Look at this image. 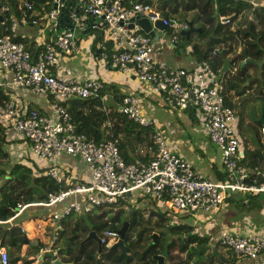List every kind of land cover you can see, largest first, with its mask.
Returning <instances> with one entry per match:
<instances>
[{
    "label": "built area",
    "instance_id": "built-area-1",
    "mask_svg": "<svg viewBox=\"0 0 264 264\" xmlns=\"http://www.w3.org/2000/svg\"><path fill=\"white\" fill-rule=\"evenodd\" d=\"M52 1L57 2L56 8L50 5L46 18L55 26L60 2ZM74 1L81 10L73 16V28L57 29L32 52L22 42L13 39L17 23L24 17L16 18L11 14L8 27L0 33V68L10 72L6 81H0V86L43 95L48 99L49 109L47 113L41 112L29 107L26 99L13 96L1 100L0 127L4 135L10 141L26 140L37 167L44 169L56 182L64 181L56 167V160L61 156L77 157L88 173L87 180L49 194L46 202L17 205L16 209L20 210L30 204L48 206L64 202L58 211L42 218L41 225L36 221L37 227L53 229L48 246L38 249L42 253L51 250L52 255H56L58 222L70 212L88 213L94 206L121 205L148 196L159 201L167 200L186 214L199 217L216 213L231 195L264 192V166L244 161L237 117L233 106L225 101L230 91L225 90L220 78L222 73L213 72L206 60L199 61L192 68L162 61L157 56L152 38L136 25L130 28L127 19L136 13L151 21L160 19L169 33L167 39L172 42L179 40L178 34L188 27L187 22L173 15H162L154 6L139 2L125 6L122 0ZM25 7L30 8V4L26 2ZM6 10V5L0 6V13ZM90 15L101 17L99 22L89 26L103 28V41L110 42L109 50L99 52L105 64L132 73L136 79L147 83V94L161 96L168 108L197 109L205 135L219 151L222 179L211 180L203 176L188 160L174 153L166 144L156 119L142 113L139 98L134 94L121 96L115 104V111L140 125L152 126L150 139L153 146L145 162L125 161L119 152L117 137L96 140L76 130L62 102L72 97L96 96L102 83L92 75L82 80L74 78L62 59L75 50L76 31L82 29L83 20ZM259 132L264 134L263 125ZM192 223L191 230L198 231L194 227L197 221L192 220ZM97 237L100 245L106 246L116 240L117 232L105 227ZM219 244L237 257L264 264V226L246 220L233 223L220 234ZM0 264H16L10 260L4 247H0Z\"/></svg>",
    "mask_w": 264,
    "mask_h": 264
},
{
    "label": "trees",
    "instance_id": "trees-1",
    "mask_svg": "<svg viewBox=\"0 0 264 264\" xmlns=\"http://www.w3.org/2000/svg\"><path fill=\"white\" fill-rule=\"evenodd\" d=\"M30 4V8H34L39 12V16L43 13L48 12L52 0H26ZM162 0H122V3L125 6L130 5L132 2H139L143 5H152L155 3V8L160 10L163 15H174L177 17L176 13L180 15L178 19L191 20L194 26H198L200 30L193 32L187 38L188 46H190V53L197 61L206 60L210 65V68L213 72L217 73V70L221 66V58L218 55V49L223 48V54H233L229 60V65H234V69H229L220 74V78L224 84L225 90L230 91L228 97L225 101L227 104L232 106V102L229 99L230 97L239 96L245 89H255L257 93L263 95L262 105L264 112V85L260 86L262 82L259 76L264 77V59L260 62V70L256 73L257 61L264 57V6L252 4L246 0H183L181 2L182 6L179 5L181 0H171V2L164 3L160 5ZM193 2V4H192ZM6 5L7 10L1 12L2 20L0 21V33L4 32L9 25V16L13 14L16 18L24 17L27 18L29 13V8L22 7L19 5L18 0H0V6ZM198 4L194 8L189 7L191 5ZM168 7L167 10H165ZM197 7V8H196ZM198 9V10H197ZM181 10V11H179ZM226 21H219V18L228 17ZM165 32L168 33L167 30ZM179 39L183 37L178 34ZM202 38L205 40L202 41ZM16 41L22 42L25 47L27 44V39L25 36L16 34L14 38ZM95 41L99 40V48L109 50L110 42L108 40L102 41L101 37L97 35L94 38ZM177 50V48H175ZM211 51H214L211 54ZM243 51L247 57L252 59V62L244 63L240 68H238L239 61L243 58ZM32 52V50H30ZM72 54V53H71ZM70 54V55H71ZM250 79L247 81V79ZM244 84V82H246ZM109 85L102 84V87L98 90L96 96L91 97H72L63 101L66 111L71 117L72 122L75 124L77 131L84 133L87 136L93 137L98 140L101 138H118V148L122 157L127 162H133L138 160L145 162L149 156V152L152 149L151 143V125H140L137 122L128 119L125 114L115 111V106L112 104H104L102 101V95L105 91V88H109ZM259 87V89H258ZM111 96L109 100L112 102H118L121 98V94L115 93V89L111 90ZM7 98L5 92L2 91L0 87V101ZM108 100V101H109ZM105 102V101H104ZM107 102V101H106ZM251 118V117H250ZM242 123L239 119L237 121V132L239 133ZM259 126L256 128L259 129ZM0 127V155L6 157V168L8 170L9 177L5 180L2 187L0 188V221H3L10 217L17 205L33 203V202H46L49 194H56L59 191L68 189L76 183H81L77 180H69V182H64L63 180L56 182L52 177H50L42 168L33 167V169L21 163V161H9L7 158V153L2 149L4 143H9L4 139V134L1 131ZM260 133V132H259ZM241 135V134H240ZM241 144L244 153V161L246 164L252 163H261L264 166V160H261L260 156V145L254 144V147H247L246 141L243 137H240ZM145 148L141 154L137 149ZM134 157H136L134 159ZM260 160L262 162H260ZM5 168L0 167V178L5 174ZM257 196L261 198L264 202V194H247V199L249 205L258 204L256 201ZM234 197L231 195L227 200H232ZM242 197L239 198L241 200ZM233 202V200H232ZM119 209L123 207L117 204ZM248 205V206H249ZM238 206V204H237ZM93 208V207H92ZM138 209H134L130 212H126V215H120L121 210H117L116 213L110 218L109 223L116 225L118 228L123 220H126L128 223L127 230L129 226L133 225L129 215H135ZM146 212L156 213L162 218L163 214L159 211H152L150 209H142ZM126 211V210H125ZM92 212V209L91 211ZM88 212V213H90ZM70 212L68 215H65L60 220L63 222L68 216L71 215ZM87 217L92 223L90 228H87L86 225H82V219H79L78 226L81 227L82 231H94L101 233L102 229L106 226L105 223H98L100 221H105L100 217H104V212L95 214L90 217L87 214ZM100 218V219H98ZM59 220V222H60ZM107 221V220H106ZM111 228V227H110ZM172 231L182 229L183 231L180 234H177L175 237L167 240V247L162 248L161 244L163 241V232L158 231V235L152 245L143 250L140 255V263H148L150 261V256L155 252L166 251L170 253L169 257H180V253H185L186 258L188 259L191 254H188L190 250L197 249L202 247L200 254L207 248V243L209 242L208 235L202 234L191 230L190 228L184 227L182 225H177L173 227ZM151 227H143L137 232L136 238L130 239L131 243L136 247L141 244L144 236L150 238ZM21 231L17 225H12L10 227H3L0 224V247H3L4 244L12 246L17 242L23 243V245L28 242L26 235L20 233ZM58 236L64 233L63 229L59 231ZM8 238L5 242V238ZM76 234L72 233L70 238L71 241L75 239ZM129 239L127 233L124 237ZM93 239L87 238L83 241L80 247L77 250H71L68 247L70 246V241L66 246H61L57 249V254L62 261L63 256L67 258L73 257L72 261H80L81 258L84 260L81 261V264H98L99 261H103V256L108 259L107 264H128L131 259L129 253L126 255H120L119 250L107 248V252L113 253L111 258L108 255L101 254V257L92 262V252L91 243ZM161 240V241H160ZM144 241V240H143ZM218 241L214 244L217 245ZM145 243H142L140 247L143 248ZM146 248V247H145ZM175 250V251H173ZM141 252V251H140ZM134 254L139 252L133 251ZM65 254V255H64ZM85 255V256H84ZM96 258V257H94ZM235 256L231 255L227 258L226 264H233ZM143 262H142V261ZM13 262V261H12ZM46 264H51L49 261ZM193 264H206L203 260L197 261Z\"/></svg>",
    "mask_w": 264,
    "mask_h": 264
},
{
    "label": "crops",
    "instance_id": "crops-1",
    "mask_svg": "<svg viewBox=\"0 0 264 264\" xmlns=\"http://www.w3.org/2000/svg\"><path fill=\"white\" fill-rule=\"evenodd\" d=\"M18 1L20 6L25 7V3L27 2L26 0H18ZM246 1L252 4H260L264 6V0H246ZM167 9L168 7L165 10ZM169 15L171 14H168L167 16ZM89 25L88 27H90ZM99 25L102 26L101 23H99ZM84 28L85 26L82 27V29ZM57 29H60L58 23L57 25L52 26L50 21L46 18L45 13L39 16V12L37 10H35L34 8H29V13L27 18H24L23 21L17 23L15 32L16 34H20L26 37L27 39L26 48L30 51L37 49L38 46L42 43V41L45 38L52 36L54 32L57 31ZM82 29H80L79 32L75 34L76 48L74 52L71 55L65 56L62 59L63 64L69 67L71 71V75L79 80L85 79L86 77L92 75L98 80H100L102 84L106 86L109 85L110 86L109 88H105V91L102 95V101L104 104H112L113 107L117 102L114 101L104 102L105 97L111 96L110 92H112L111 91L112 89H115L116 91L115 93L117 94L119 93L122 96L126 93H131L138 96L142 113H144L146 116L153 117L156 119L157 126L162 129V136L166 144L174 153L188 160L192 164L193 168L203 176L211 180L222 179L223 172L219 163V151L205 135L202 126L200 124L201 120L197 109H194L193 107L185 108V109L168 108L164 105L161 96L156 94H147L148 86L146 83L136 79L132 73L121 72L115 68L108 66L100 58L99 56L100 42L99 40L95 41L94 38H96L97 35H99L101 37V40L102 41L104 40L103 28L94 29L90 27L89 30L85 33L81 32ZM153 31H154V35L156 36V39L153 40V45L154 47H156V53L159 59L170 65L181 66L186 68H192L197 65L199 61L194 59V57L191 55L190 46L188 45L182 49L181 53H178L176 50L172 51V49H169L170 52L167 55L169 56V58L166 59L165 57H162L160 48L157 46V44L162 43L161 39L159 38L160 33H155V29H153ZM232 56L233 54L225 55V57H232ZM229 67L232 70L234 69V65H229ZM9 76H10V72L8 70H4L0 68L1 82L6 81L9 78ZM0 87L2 91L5 92L7 97L13 96L18 98L19 100L26 99L28 101V104H32L31 106L38 109L39 111L45 113L49 111L48 102H47L48 99L43 95H37L25 89L9 88L5 85ZM232 99L233 97H230L231 102ZM13 141L15 140L9 141V143L3 144L1 146L2 149L7 153V158L10 162L17 158L20 159L21 155H23L24 153L23 147H19ZM135 158L136 157H134V159ZM56 167L63 175L64 182H69V180L70 181L77 180L83 182L84 180H87L88 177L87 168L81 161H79L77 157L61 156L56 160ZM260 194H264V192H261ZM233 197H234L232 199L233 202L232 200L225 201L226 203H229L230 206L229 208H226L225 206L222 207L221 205L219 210L216 213H214V214L221 213V215H217L218 217L217 221H221L225 223L224 225L225 229L224 228L221 229V233L224 230H226L229 226H231L233 223L242 221L240 219H244L247 222L257 226H264V216L258 217L257 215L254 214L253 211L256 208L264 207V202L261 200L260 197L257 196L258 199L256 201L258 203L257 205L256 204L254 205L252 203L251 205H249L247 194L243 196L233 195ZM240 197H242L241 200H239ZM63 204L64 202H60L58 204L45 206L44 208H42V206H39L37 204H30L28 206L26 205L20 210L13 209L14 210V213L12 214L13 217L12 218L8 217L7 219L0 222L4 224V228L10 227L11 225H17L19 229L23 230L22 233L26 235V238L28 239L27 244L25 243L24 245L21 242H17L12 246L6 243L4 244L3 246L4 248L13 247L17 250L15 253L14 252L10 253L9 257L11 261H13L16 264H46L48 261L51 263L53 258L59 257L57 253L56 255H52L51 250L42 253L38 249L39 247L48 246V242L49 240H51L49 234L53 229L49 226L37 227L35 223L39 218H44L42 215L43 209L44 212L48 213L49 215L53 212L58 211ZM231 206L240 208L241 212L239 216L237 215L235 218H232L233 216H235V211L233 210L234 207L231 208ZM39 207L42 209L40 213H39L40 210ZM243 208L251 209L252 211L245 213ZM128 209L129 207H126V210ZM224 215L228 216L229 220L222 221L225 218ZM244 215H253L252 218L254 219L250 220L249 217L240 218L241 216ZM70 220L69 218H67L63 222H61V220L60 222H58L59 227L57 231V236L60 233L59 231L63 229L64 233L61 235V237L60 236L58 237L67 240V242L70 241L71 244L74 238L71 241L70 236L72 233L76 234V229L79 219L77 217V219H74L72 223L70 222ZM204 228H205L204 226L201 227V230L202 229L204 230ZM153 231H155V229ZM19 232L21 233V231ZM219 233L220 230L217 232V234H214V236L219 235ZM219 237L217 238L218 242H219ZM171 238H173V236ZM171 238L167 240H170ZM7 239L8 238L6 237L5 242ZM163 241H161L162 242L161 244H163ZM56 243L59 245V247H61V242L59 240H57ZM209 244L211 243L208 242L207 247ZM212 244L210 249L211 254L216 255L218 260L223 262V264H226L228 257L226 254H223L224 248L217 249L215 248L216 245L214 246V243ZM101 247H104V249H101V251L99 250H97L96 252L95 250L91 251L92 256L96 257L95 260H98L101 257L102 253L103 255H108L111 258L113 257V253L107 252L108 251L106 249L107 246L105 247L104 245H101ZM68 248L73 251L75 250L74 247L71 246H69ZM128 255H130V257L132 258V260L128 264H141L139 262L141 255L140 251L137 254L129 252ZM169 255L170 253H167V258L171 259L170 261H175L177 259L176 257L171 258L169 257ZM72 258L73 257L67 258L65 262H73ZM103 258L104 260L99 261L98 264H107V262H109L106 256L105 257L103 256ZM179 258L183 259V264L188 263V259L186 258L185 253L181 252ZM82 260L84 259L81 258L80 261L76 262V264H81ZM73 264L75 263L73 262Z\"/></svg>",
    "mask_w": 264,
    "mask_h": 264
},
{
    "label": "rangeland",
    "instance_id": "rangeland-1",
    "mask_svg": "<svg viewBox=\"0 0 264 264\" xmlns=\"http://www.w3.org/2000/svg\"><path fill=\"white\" fill-rule=\"evenodd\" d=\"M190 1H194V0H190ZM181 2H183V0L180 1L179 5L182 6ZM193 4V2H192ZM260 5V4H257ZM152 6H155V3L152 4ZM195 6H198V8H200V6L198 4H194L191 5L189 7L190 8H194ZM197 8V7H196ZM198 10V9H197ZM181 11V10H179ZM160 14L161 11L159 10ZM177 17H180V15L178 13H176ZM165 31V30H164ZM162 30H159L157 28H155V33H160L159 38L161 39L162 43L161 44H157V46L160 48V51L162 53V57H165L166 59L169 58V56H167L170 52V48H168L165 43L164 40L169 36V33L164 32ZM79 32V30L76 31V33ZM166 33V34H165ZM205 39L202 38V41H204ZM74 52V51H73ZM72 52V53H73ZM167 56V57H166ZM264 59V57H262L260 60L257 61V68H256V73L259 72L260 70V62ZM260 80L262 82H260V86L264 85V77L263 76H259ZM250 79H248L247 81H249ZM244 82V84L247 83ZM145 83V82H144ZM147 84V83H146ZM148 86V84H147ZM252 88V87H250ZM248 88L246 90V92L242 93L241 95L237 96L235 98V96L232 99V106L234 109V114L237 117V120L239 119L240 123H242L241 125V129L238 133V137H243L244 140L246 141V146L247 147H254V144H258L260 145L259 149L261 151L260 156H261V160H264V134H260L259 133V129H257L256 131H252L248 125L246 124L247 120H249V117H251L250 111H252L253 114H255L256 116H258V114L260 113L261 109H262V100H263V95L257 93V91L255 89H250ZM259 89V87H258ZM109 100V96L105 97L104 101H108ZM111 101V100H109ZM29 107H31L32 104H27ZM237 123V121H236ZM264 127V125H263ZM3 132V130H1ZM4 134V133H3ZM241 134V135H240ZM5 136V135H4ZM4 139L9 142L10 140L8 138H6V136L4 137ZM241 140V139H240ZM15 142L19 147H23L24 149V153L23 155H21L20 159H15L13 161H21V163H24L28 166H30L32 169L33 167H37V163L34 161L33 157L31 156L30 152H29V146H28V142L26 140H20L17 139ZM242 142V141H241ZM6 144V143H4ZM213 145H215L213 143ZM216 147V145H215ZM217 148V147H216ZM141 150V151H139ZM137 151L140 152V154L142 153V151H145V148H139L137 149ZM6 157H3L0 155V167L2 168H6ZM260 160V162H262ZM162 202V203H160ZM37 204V203H36ZM39 206H42L40 204H37ZM126 205L129 207L128 210H126ZM233 205V204H231ZM28 206V205H27ZM121 207H123L122 209H119L117 204H106L101 205V206H94L92 208V212L90 213H75L72 212L70 216H68L70 222L72 223V221L74 219H82V225H86L87 228H90L92 226V221H90L87 217V214H89L90 217L94 216L95 214H99L100 212H104V217H100L102 219H104L105 221H100L98 223H105L106 226H110L113 229H116V225H112L109 223L110 218L116 213L117 210H121L120 215H126V212H130L134 209H138L137 213L135 215H129V218L132 222L133 225L129 226L128 230H127V236L129 239H133L136 238L137 236V232L142 229L143 227H151V229H155V231H162L163 232V243L165 242V240L171 238L172 236L175 237L177 234H180L183 230L179 229L176 231H172L177 225H182L184 227L190 228L193 227V223L192 220L197 221V223L194 225V227H197L196 230H198V232H201V227H205L204 230L201 232L202 234L208 235L209 237V242L212 243H216L218 241V237L221 233V229H225L224 225L225 223L221 222V221H217V215H221V213L219 214H208V215H199L198 216H190L189 214H186L183 210L181 209H177L174 206H172L170 204L169 201L167 200H163V201H159L155 198H151L148 196H141L135 199H132L130 201H125L124 204L119 205ZM226 207L229 208V203H223L222 207ZM38 207V206H37ZM45 206H42V208H44ZM234 207V206H233ZM231 206V208H233ZM40 208V207H39ZM264 207L261 208H256L254 211V214L257 215L258 217H262L264 216ZM142 209H150L152 211H159L163 214L162 218H160V216L156 213H148L146 212V210H142ZM126 210V211H125ZM233 210L235 211V216H233L232 218H235L237 215H240V208L238 207H234ZM245 213H248L250 211H252L251 209H246L243 208ZM42 211V209L40 208L39 213ZM243 212V211H242ZM224 214V213H223ZM43 217L45 218L48 213L44 212L43 209ZM253 215H244L241 216L240 218H245V217H249L250 220H253L254 218H252ZM224 220L222 221H227L229 220L228 216L224 215ZM98 218V219H100ZM34 220V219H31ZM44 219L39 218L37 221L41 222ZM107 220V221H106ZM240 220H244V219H240ZM2 224V223H0ZM2 226L4 227V224H2ZM29 230V229H28ZM151 230L148 233H152L155 232ZM220 230L219 235H215L217 234V232ZM156 232V233H157ZM197 232V231H196ZM22 233V231H21ZM45 233V232H44ZM95 235H99V231L94 232ZM50 235V234H49ZM87 235H88V231H82L81 227L79 228V226L77 225V229H76V237L73 240V242L70 244L71 247H74L75 250H77L81 243L83 241H85L87 239ZM158 235V233H157ZM157 235L155 237H157ZM156 239V238H155ZM57 240H59L61 242V246H65L67 245V240L59 238L57 236ZM144 240V241H143ZM143 240L141 241L142 243H146L147 241H149L148 238H146L144 236ZM161 241V240H160ZM214 241V242H213ZM129 242V241H128ZM91 243V248L93 250H95V252L97 250L101 251V249H104V247H98L97 243L92 240L90 241ZM141 244L138 246L140 247ZM209 244L208 247L202 252V254H200V259L203 260L206 264H223V262H221L220 260L217 259L216 255L211 254V245ZM111 245V243L107 248H109V246ZM105 246V247H106ZM106 248V249H107ZM215 248L217 249H223V247L220 246L219 242L218 244L215 246ZM8 255H10L11 252H16L17 250L13 247H8L5 248ZM224 250V251H223ZM223 254H226L227 257H229L231 255V252L229 250L223 249ZM235 256V255H234ZM95 257V256H94ZM92 256V262H96L95 258ZM235 260L233 264H255L253 263L252 260L245 258V257H237L235 256ZM63 259H67L66 256H63ZM188 263H191L193 261V263L195 262V256L193 254H191V256L188 258ZM206 260V261H205Z\"/></svg>",
    "mask_w": 264,
    "mask_h": 264
},
{
    "label": "water",
    "instance_id": "water-1",
    "mask_svg": "<svg viewBox=\"0 0 264 264\" xmlns=\"http://www.w3.org/2000/svg\"><path fill=\"white\" fill-rule=\"evenodd\" d=\"M60 5L58 7L57 11V23L60 28L62 29H72L73 28V16L78 14L81 10L79 4L75 2L74 0H59ZM171 2V0H162L160 5H163L164 3ZM56 1L51 2V7L56 8ZM100 16H92L90 15L89 17L85 18L83 20V24L85 26L84 29H82V33H85L89 30L90 27L88 25L93 22H99L101 19ZM230 18L224 17L221 20L226 21ZM0 20H2V14L0 13ZM128 26L131 28L134 25H136L142 32L147 33L152 40L156 39V36L154 35L153 29L157 28L159 30H164V26L161 23L160 19H155L151 21L149 18L146 16H143L139 13H136L129 17L127 19ZM187 25L188 27L184 30H181L179 34L183 37V39H179L175 42L169 41L167 38L164 40L165 45L172 49V51H175V48H177V52L181 53L182 49L188 45L187 43V38H189V35L193 32H198L200 28L198 26H194L191 22V20H187ZM218 55L221 58V66L218 69L220 73H225L229 69V60L231 57H225L223 54V48L218 49ZM253 60L250 59L249 57L246 56L245 51H243V58L239 61L238 63V68H240L244 63L246 62H252ZM263 108V107H262ZM251 114V119H256L258 122H260L262 125H264V116L262 109L258 116L256 117L255 114L250 111ZM9 177L8 170H5V174L2 175L0 178V188L2 187L3 183L5 180ZM16 209V208H15ZM14 209V210H15ZM127 226L128 223L126 220H123L121 225L115 229L117 232V238L114 242L111 243L109 246V249H115L118 248L119 254L120 255H126L127 252V247L123 244V239L127 233ZM157 235L156 232L150 233V242L146 245V248L149 247L155 240V236ZM92 238L98 245V247H101L100 243L98 242V237L95 235L94 231H89L87 238ZM202 247H198L197 249L190 250L188 254H193L196 258L197 261L200 260V251L202 250ZM132 260V258L129 260V262ZM171 259L167 258V252L162 251V252H155L152 253L150 256V261L148 263H144L142 260V264H183L182 259L178 258L175 261H170ZM51 264H73V262H65L62 261L59 257L53 258L51 261ZM191 264V263H189Z\"/></svg>",
    "mask_w": 264,
    "mask_h": 264
},
{
    "label": "flooded vegetation",
    "instance_id": "flooded-vegetation-1",
    "mask_svg": "<svg viewBox=\"0 0 264 264\" xmlns=\"http://www.w3.org/2000/svg\"><path fill=\"white\" fill-rule=\"evenodd\" d=\"M246 90L247 89H245L244 91H243V93L244 92H246ZM242 94V93H241ZM240 94V95H241ZM237 96H235V98H236ZM261 107H263V105L261 106ZM262 112H263V108H262ZM263 116H264V112H263ZM257 117V116H256ZM247 123V125H248V127L252 130V131H256V128L259 126V124L260 125H262L260 122H258L256 119H251L250 117H249V120H247L246 121ZM150 239L151 238H149V241H147L146 243H145V245H144V247L143 248H138L137 246L135 247L134 245H133V243H131V240L130 239H123V244L127 247V252L129 253H133V251H136V252H139V251H141L140 253H142L143 252V250H145V249H147V248H145L146 247V245L150 242ZM129 241V242H128ZM155 241V240H154ZM154 243V242H153ZM152 243V244H153ZM151 244V245H152ZM108 247V246H107ZM167 247V240H165V242L163 243V248H166ZM149 248V247H148ZM114 250H118V248H115ZM186 259V258H185ZM187 260V259H186ZM189 260V259H188ZM182 261H183V259H182ZM191 264H193V261L191 262Z\"/></svg>",
    "mask_w": 264,
    "mask_h": 264
},
{
    "label": "clouds",
    "instance_id": "clouds-1",
    "mask_svg": "<svg viewBox=\"0 0 264 264\" xmlns=\"http://www.w3.org/2000/svg\"><path fill=\"white\" fill-rule=\"evenodd\" d=\"M157 10H158V9H157ZM221 19H222V18H220L219 21H222ZM164 30H165V28H164ZM248 79H249V78H248ZM248 79H247V80H248Z\"/></svg>",
    "mask_w": 264,
    "mask_h": 264
}]
</instances>
